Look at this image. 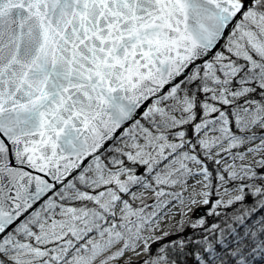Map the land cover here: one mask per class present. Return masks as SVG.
Masks as SVG:
<instances>
[{"label":"snow or ice","instance_id":"obj_1","mask_svg":"<svg viewBox=\"0 0 264 264\" xmlns=\"http://www.w3.org/2000/svg\"><path fill=\"white\" fill-rule=\"evenodd\" d=\"M0 264H264V0H0Z\"/></svg>","mask_w":264,"mask_h":264},{"label":"rangeland","instance_id":"obj_2","mask_svg":"<svg viewBox=\"0 0 264 264\" xmlns=\"http://www.w3.org/2000/svg\"><path fill=\"white\" fill-rule=\"evenodd\" d=\"M195 209L193 210V213H191L190 215H193L194 216V213H195ZM177 219H179V217H177Z\"/></svg>","mask_w":264,"mask_h":264}]
</instances>
